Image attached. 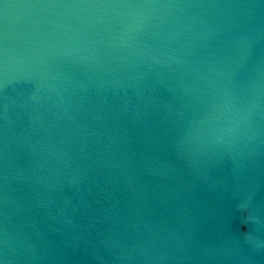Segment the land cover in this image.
<instances>
[{
	"label": "water",
	"instance_id": "water-1",
	"mask_svg": "<svg viewBox=\"0 0 264 264\" xmlns=\"http://www.w3.org/2000/svg\"><path fill=\"white\" fill-rule=\"evenodd\" d=\"M0 264H264V0H0Z\"/></svg>",
	"mask_w": 264,
	"mask_h": 264
}]
</instances>
